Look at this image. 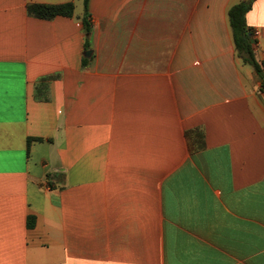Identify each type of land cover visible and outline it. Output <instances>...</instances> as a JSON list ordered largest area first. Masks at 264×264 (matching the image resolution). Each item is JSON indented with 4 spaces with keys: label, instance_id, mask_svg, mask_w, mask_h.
Here are the masks:
<instances>
[{
    "label": "crops",
    "instance_id": "crops-1",
    "mask_svg": "<svg viewBox=\"0 0 264 264\" xmlns=\"http://www.w3.org/2000/svg\"><path fill=\"white\" fill-rule=\"evenodd\" d=\"M242 1L89 0L87 31L85 0H0V264H264ZM246 17L263 62L264 0Z\"/></svg>",
    "mask_w": 264,
    "mask_h": 264
},
{
    "label": "trees",
    "instance_id": "trees-1",
    "mask_svg": "<svg viewBox=\"0 0 264 264\" xmlns=\"http://www.w3.org/2000/svg\"><path fill=\"white\" fill-rule=\"evenodd\" d=\"M255 0H245L234 5L229 11V19L233 31L236 50L243 61L253 67L255 73L261 80V91L264 92V61L261 62L255 55V43L253 41V28L247 23V13L252 9ZM88 3L85 0L87 31H90L91 22L88 21ZM74 3L57 5L30 4L28 11L31 15L41 19H53L57 16L72 17L74 14ZM32 139H29L31 142Z\"/></svg>",
    "mask_w": 264,
    "mask_h": 264
},
{
    "label": "built area",
    "instance_id": "built-area-1",
    "mask_svg": "<svg viewBox=\"0 0 264 264\" xmlns=\"http://www.w3.org/2000/svg\"><path fill=\"white\" fill-rule=\"evenodd\" d=\"M258 35H259V31L258 30L253 31V37L258 36Z\"/></svg>",
    "mask_w": 264,
    "mask_h": 264
},
{
    "label": "water",
    "instance_id": "water-1",
    "mask_svg": "<svg viewBox=\"0 0 264 264\" xmlns=\"http://www.w3.org/2000/svg\"><path fill=\"white\" fill-rule=\"evenodd\" d=\"M85 55H86L87 57L91 56V55H92V51H87V52L85 53Z\"/></svg>",
    "mask_w": 264,
    "mask_h": 264
}]
</instances>
